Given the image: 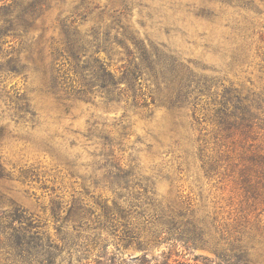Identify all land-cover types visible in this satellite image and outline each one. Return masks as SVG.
<instances>
[{"label":"trees","instance_id":"trees-1","mask_svg":"<svg viewBox=\"0 0 264 264\" xmlns=\"http://www.w3.org/2000/svg\"><path fill=\"white\" fill-rule=\"evenodd\" d=\"M114 1L118 9L107 12L106 8H93L100 9L99 20L103 23L107 20L110 25L94 28L86 36L74 27L77 23L74 17H84L87 6H82L85 12H76L70 19L57 18L60 46L51 42L46 54L43 33L36 39L29 33L57 0H0V78L4 73L23 74L28 69L20 50V46L26 45L22 47L27 53L25 58L36 56L41 61L49 88L59 101L88 102L97 93L108 105L122 104L123 115L118 121L122 125V137L128 128L125 125L127 107L138 111L134 114L148 118L158 101L171 112L191 111L189 129L199 134L194 141L196 154L201 161L207 160L208 171L223 167L232 174H264V155L249 150L251 144L246 147L252 134L264 132V89L257 94L243 93L223 81L196 74L176 57L156 47L146 46L123 23L131 1ZM219 1L221 5L238 10V18L233 21L235 27H232L236 35L225 38L224 45L228 67L234 73L236 68L247 63L254 45L252 23L244 15L252 11L253 3L251 0ZM202 15L213 17L209 11H202ZM117 26L121 33L111 36L109 30ZM119 37L129 40L132 49L124 48L125 62L112 72L99 55L105 53L108 56L113 45L123 46ZM256 55L264 64V51L260 52L257 46ZM47 58L51 59L49 63ZM58 58L64 59L69 69L61 71L63 63L54 67ZM260 68L264 71V66ZM68 72L73 75L69 77ZM14 95L13 100L0 89V98H6L5 105L15 125L25 121L32 127L36 113L27 96L22 91H16ZM202 100L211 113L207 119L199 116L198 106ZM205 121L210 126L208 130L203 126ZM178 126L179 122L174 123L171 130L174 133L172 145L181 155H187L183 137L177 132ZM89 132L92 133L91 129ZM18 136L8 130L7 125L0 126V143L5 139H19ZM19 137L26 142L29 138ZM100 139L109 148L101 154L104 163L99 168L106 172L102 180L97 174L88 179L79 177L74 170L76 163L61 158L52 139L41 140L44 152L52 156L56 165L65 166L69 171L67 175L89 185L82 186L68 199L60 195L51 198L48 216L54 229L53 238L46 233L45 219L39 212L15 203L9 208L0 207V264H115L120 255L119 248L132 246L147 250L161 241L168 244L169 251L161 254V260L156 264H249L246 256L241 254L219 255L217 261L194 256L192 263L177 259L183 252L180 248L188 251L196 243L194 231L182 230L175 210L163 208L155 199L153 183L148 177L138 174L130 163H121L113 155L112 140L107 135L102 134ZM210 141L215 151V157L211 158L205 154ZM35 172L36 168L31 167L21 175L31 183L39 182V174ZM9 180L10 175L6 174L0 161V182ZM97 188L100 189L98 193ZM49 190L55 193L54 188ZM110 241L114 247L112 251H108ZM135 260L136 264H149L146 254Z\"/></svg>","mask_w":264,"mask_h":264},{"label":"rangeland","instance_id":"rangeland-1","mask_svg":"<svg viewBox=\"0 0 264 264\" xmlns=\"http://www.w3.org/2000/svg\"><path fill=\"white\" fill-rule=\"evenodd\" d=\"M130 1L123 23L146 46L156 47L176 57L196 74L223 81L243 93L257 94L264 89V71L260 68L264 64L256 55V46L260 52L264 51V0H251L252 11L243 12L252 23L254 45L247 63L236 68L234 73L228 67L224 45L225 38L236 35L232 27H235L234 19L238 18L237 9L221 5L219 0ZM82 6H87L88 11L84 17H74L77 18L74 27L84 36L94 28L110 25L107 20L104 23L99 20L100 9L106 8L109 12L119 8L114 0H57L35 22L29 35L36 39L43 33L48 54L51 42L58 45L61 40L56 19H70L76 12L81 14L85 12ZM202 11L213 13V17L202 15ZM109 31L111 36L121 33L118 26ZM119 38L124 42L123 46L113 45L108 56L105 53L99 55L112 72L125 62L124 48L132 49L129 40ZM20 47L28 69L23 74L4 73L0 78V89L11 98L16 91L24 92L36 113V122L32 127L25 121L15 125L5 105L6 98H0V112L3 111L0 126L7 125V129L15 134L29 137L27 142L18 136L19 139H5L0 143V161L11 178L0 182V207L9 208L15 203L39 212L45 219L46 233L53 238L54 229L48 216L51 198L60 195L68 199L70 194L89 184L71 178L65 166L56 165L52 156L44 152L41 140L52 139L61 158L76 163L74 170L79 177L88 179L97 174L102 180L106 172L99 168L104 163L101 154L109 149L100 139L104 134L112 140L113 155L121 163H130L138 174L152 181L155 199L163 208L175 210L181 229L194 231L196 243L188 251L180 248L183 252L177 259L192 263L194 256L217 261L219 255L241 254L246 256L249 264H264V174H232L223 167L208 171L207 160L201 161L196 154L194 141L199 134L189 129L191 111L171 112L158 101L148 118L134 114L138 111L127 107L124 124L128 128L122 137V125L118 122L123 115L122 104L108 105L97 93L88 102L59 101L49 88L41 61L36 56L27 60V53L22 50L26 45ZM50 61L46 59L47 63ZM62 63L61 71L69 69L62 58L55 61L54 67ZM67 75L70 77L73 73ZM204 103L202 100L198 106L199 116L207 119L211 113ZM178 122L177 132L183 137L188 152L182 154L183 157L171 141L174 134L171 130ZM203 126L210 129L208 121ZM211 142L205 152L209 158L215 157ZM249 144V150L264 155V132L252 134L246 147ZM31 167L36 168L39 182L31 183L22 177L21 174H26ZM51 188L55 193L49 190ZM96 191L98 193L100 189ZM113 249L110 241L108 251ZM168 249V244L163 241L150 245L147 250L121 247L115 264H136L135 257L143 254L149 264H156Z\"/></svg>","mask_w":264,"mask_h":264}]
</instances>
